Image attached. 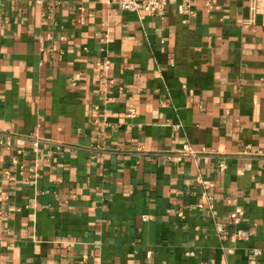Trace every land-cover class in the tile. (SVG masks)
Masks as SVG:
<instances>
[{
    "label": "crops",
    "instance_id": "0c3cea01",
    "mask_svg": "<svg viewBox=\"0 0 264 264\" xmlns=\"http://www.w3.org/2000/svg\"><path fill=\"white\" fill-rule=\"evenodd\" d=\"M166 2L0 0V264H264V9Z\"/></svg>",
    "mask_w": 264,
    "mask_h": 264
},
{
    "label": "built area",
    "instance_id": "2783aa9c",
    "mask_svg": "<svg viewBox=\"0 0 264 264\" xmlns=\"http://www.w3.org/2000/svg\"><path fill=\"white\" fill-rule=\"evenodd\" d=\"M166 0H118V7L122 10H131V11H136V12H144L146 14H162L165 10L166 7ZM182 6L184 9L189 10V3L188 0H183ZM250 7L253 9L255 12L259 10L264 9V0H250ZM99 64L102 65L103 69L107 71L109 69V60L105 59L102 62H99ZM130 114L133 113L134 108H130ZM38 143L39 140L37 138H34L32 140V146L33 150L38 149ZM184 153H194L193 150L190 149V147L187 144H184L182 149L179 150L178 154H184ZM224 166L221 164L220 169L222 170ZM213 184L211 182H208L205 184L204 188L209 189ZM203 203L199 202L197 204L198 207H203ZM208 209L211 212H214L213 209V204L209 202L207 204ZM228 222L237 224L240 220V214L236 211L230 212L227 215ZM233 236L235 238H242L243 237V232L241 228L235 227L233 230ZM249 264H255L254 259L249 260Z\"/></svg>",
    "mask_w": 264,
    "mask_h": 264
}]
</instances>
